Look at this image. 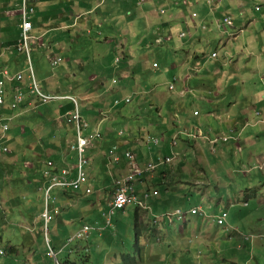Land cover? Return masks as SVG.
<instances>
[{"label":"rangeland","instance_id":"374dc122","mask_svg":"<svg viewBox=\"0 0 264 264\" xmlns=\"http://www.w3.org/2000/svg\"><path fill=\"white\" fill-rule=\"evenodd\" d=\"M190 1L180 0L178 2L184 6L185 2ZM194 1L206 2V0ZM0 2L7 3L8 0H0ZM69 2L71 3L69 5L71 11L79 10L76 1L69 0ZM140 2L141 0H135L134 5H130V10L133 17L143 16L140 19L146 26L148 23L150 26L139 31L138 28H141V25H138L134 33L141 34L140 32H142V34L148 35L151 25L162 21L164 18L158 13V10L163 8L169 11L170 3L166 0H146L145 4L144 2L140 4ZM241 4H244L245 8H239ZM217 5L219 8H230L231 13L227 14L231 15L234 21L238 23L244 22L243 28L246 29V33L239 37L238 34L234 38L235 29L231 27L221 28L216 39H211V44L205 48L204 53L199 55L200 58L206 57V60L203 61L205 73L196 74L195 70L194 72L191 71L189 74H191L193 81L188 82V89H195L202 83L211 85V99L217 98L215 92L223 89L224 93H222L221 98L228 99L225 101V105H227L232 102L231 100L245 97L244 82L249 79L255 83L257 91H261L260 82L264 77V50H261V57L256 53L252 55L250 49L243 48V51L237 54L229 50L242 45L248 36L252 37V40L257 39L259 41L258 39H260L264 46L263 27L254 23L248 28L246 24V21H249L248 18L258 17L264 9L260 13L255 12L256 3L254 0H217ZM113 7L119 8L120 14L128 11L127 5L121 0L116 5H112ZM143 7H151V9H155V12H143ZM13 8L19 11L21 0H18ZM203 10L204 8L200 12ZM61 11L63 15L59 17L60 21L63 20V17L66 18L65 13L67 12L65 9ZM242 11L246 13L241 15ZM58 12L60 11L56 10L53 14ZM107 12L111 13L103 10L99 12L109 21L104 23L105 25L100 31L101 34L99 31H93L91 36L82 35L80 39L77 37V43L74 46L73 40L76 39L75 36L73 37L74 30H53L49 36L43 39L49 45L61 43L60 48L55 46L54 49L47 50V45L42 46L37 39L30 50V60L36 75L35 78L40 89L46 93L52 92L56 83L67 82L71 86L73 85L75 87L74 92L77 94L76 97L79 98L82 106V116L84 114V116H88L91 107L90 104L85 105L87 102H82L83 97L81 95L89 93L92 86H100V80H102L111 97L116 91H121L122 97L127 95L132 97L131 103L120 107L115 113L112 112L113 118L117 117V112L119 116L128 118L126 121L124 120L125 122H121L123 120L119 119L118 116L117 125L114 126L116 129L131 125L130 128L134 129L132 130L133 133L139 135V127L150 124L152 126H145L144 129H148L153 136L161 137L154 127L157 125L156 123H159L157 120L161 118L163 121L166 119L170 122L174 121L172 114H176V111L182 108V106L180 108L178 106L180 101L177 99L176 93L183 87L181 78L185 75L181 77L180 74L183 72V68L176 60L177 68H175L168 53L163 56L160 55L163 47L156 49L155 46L153 52L146 51L147 55L141 57V64L146 62V65L145 69L137 76L140 87L134 86L137 81L135 75L130 79L120 78L118 70L114 68V61H112L113 53L110 49L113 47L111 44H107L104 39L112 37L121 28L114 24ZM38 14L41 20L46 22L47 15L41 8ZM126 27L132 28L131 25ZM111 28H114L113 32ZM38 29L48 32L49 27L43 23L39 25ZM15 33L17 37L20 36V31H15ZM209 35L210 38L213 37L211 32ZM121 36H125L123 32L119 34V37ZM219 39H221L222 44H219ZM206 44L204 41L202 48ZM94 51L97 53L104 51V54L96 56L92 53ZM213 51L219 52L218 60L211 59ZM57 54L60 56L56 57H62L64 62L53 68L48 56ZM11 59L8 63H16V54ZM17 62L21 70L24 71L23 83H26V78L29 75L27 56L18 53ZM154 63H159L160 67L154 68ZM213 66H215L214 69ZM126 69L127 67L124 68V70ZM208 72L210 73L206 74ZM175 78H177V82H174ZM113 80L118 81V84H113ZM171 84H174L176 88L173 92L169 90ZM86 87H88L87 91L84 89ZM27 91L25 88V99L18 105L16 111L10 112L5 108H0V117L5 119L14 117V120L9 124L11 130L4 135V142L9 147L11 154L0 156V250L6 253L5 256H0V264H54L53 258L47 255L50 247L59 253L58 257L62 264L66 263L65 260L70 251L73 252L74 259L78 252L88 251L91 257L90 264H133V261L134 264H207L208 249L204 246L205 244L198 247L200 242L195 240V246L199 250L187 253L184 247L172 244L171 240L167 243L165 237L160 236V234L166 236L171 229L180 232L184 224L187 231L189 230L191 233L198 232L199 225L207 224L208 226L201 227L200 233L205 235L209 233L213 235V239L218 240L220 238L221 246L230 248L228 252L218 257L215 263L262 264V254L264 253V171L260 172L255 169L248 177L240 171L237 172L238 168H242L241 156H220L219 152L213 154L211 152V136L204 137L205 139L201 138L197 142L198 146H196L194 141L199 138L197 136L198 131L187 133L188 139L193 141L187 145L188 150L184 156L182 155L170 164L168 172L154 173L155 177L162 178L165 185L166 180H169V185H167L169 195L163 193L166 187H157L163 192L159 197L151 198L146 202L149 213L143 209H138L136 205L130 206L124 214L121 212L112 215L111 220L114 226L102 234L98 227L107 224L108 204L113 191V185H108V182L113 183L117 176L122 178V176L129 175L130 169L128 162L125 163L124 151L119 153L123 160L119 164H115L107 155L106 143L101 148V140L96 141L84 154V158L89 161L88 165L84 166V170L95 193L93 191L92 194L83 197L82 190L79 191L78 195H75L71 191H65L64 188L56 187L52 190L49 199L51 209L49 215L52 221L49 226L44 228L41 215L46 209L47 189L43 184L42 173L46 169V161L52 160L59 169H66L67 165L62 163L59 156L68 155L70 152L67 162L70 166L77 168L79 157L77 153L71 152L68 144V142H72L69 138L70 133V137L75 139V134L71 132L72 124L60 112L63 111V107L67 103L71 107V101L64 99L39 104ZM141 91L151 92L145 95L147 98L139 100ZM201 97L204 96L196 92L181 98V101L187 103L185 114L190 118V121L185 125L186 127L191 128L198 119L203 118L208 112V107L202 103L205 100ZM170 104L174 105L170 106ZM85 106H87V110ZM218 106L224 114L226 111L234 110L229 105ZM158 108L162 110L161 116H159ZM177 117L179 119V116ZM111 121L112 119H104L101 122L100 128L105 135L103 141L107 142L108 139L110 144L118 143L120 149L125 148L124 137L108 130ZM138 123H141L140 126ZM96 124L97 122L91 120L92 126L90 125V128L95 127ZM171 125L174 126L173 123ZM20 127L25 128V134L18 135ZM198 128L201 130V134L207 135L202 132L200 127ZM109 133L111 134L106 136ZM2 136L0 129V137ZM183 141V139L179 140L180 143ZM137 145L140 146L139 149ZM229 145L233 146L232 143ZM129 148L132 149L133 153H139L141 150L143 154L158 157L164 146L163 144L160 147L152 146V149L148 151L144 150L146 149L144 143L139 141L134 142L133 146H129ZM177 149L179 150V148ZM123 163L126 164L127 169L122 175L120 172L124 167ZM175 169L180 173L174 171ZM219 169L224 173L226 181L219 182V192H217L215 190L217 180L212 176L210 177L208 173L209 171L213 173V170ZM202 172L207 173V176L202 175ZM74 177H76V172ZM153 183H157V181H153ZM135 187L137 196L141 198L144 185L136 182ZM235 199L240 200L239 202L247 200L250 207L247 209L236 207L231 211L230 218L233 220L234 227L243 235L251 236L253 242L251 240L243 241L239 236L234 240H229L230 232L215 224V218L221 215L224 210L229 212V206ZM194 206H202L207 215L203 220H199L197 227L195 223L198 218L189 214L186 216V223L174 220L172 224L169 223L164 227L165 230H162V233L148 234L150 229L162 226L161 224L153 225L155 216L161 217L160 221L169 222L171 220V215L168 216L169 212H174L177 209L189 212ZM241 210L244 211L243 215L240 214ZM193 218L194 220H192ZM85 220H90V222ZM84 221L93 225L94 230L87 237V240L80 241L75 236L84 226ZM136 224L140 233H137L135 229ZM245 244L247 247L244 249ZM238 245H241L240 249H237ZM199 252L201 255L197 259ZM125 254L129 255V258L124 261L123 255Z\"/></svg>","mask_w":264,"mask_h":264},{"label":"crops","instance_id":"0c3cea01","mask_svg":"<svg viewBox=\"0 0 264 264\" xmlns=\"http://www.w3.org/2000/svg\"><path fill=\"white\" fill-rule=\"evenodd\" d=\"M22 1V0H21ZM76 1V6L79 8L78 11L74 12L71 11L69 8V5L71 4L69 0H30L31 7L33 8L34 12L31 15L33 24H34V30L33 34L36 35L39 38V42L42 44V46H46V49H54L55 46L60 48L59 45H49L46 42L43 41L44 38L49 36L53 30L57 29H63L72 31L74 30L75 40L73 43V46L77 43V37L80 39V36H91L93 35V31H99V34H101V28L104 27V23H108V19L106 17H103L101 14H99L100 11H110L111 13L107 12L108 15H110V19L113 20L114 24L121 28L118 30L117 33L113 34L112 37H106L104 40L107 44H111L113 47L111 50V53H113V59L114 61V68L118 70V75L120 78L124 77L125 79H130L133 75L136 76V83L135 85H138L140 87V82L137 79V76L140 72H142L145 69L146 62L142 65L141 64V57L146 54V51L153 52V47L156 46V49H158L157 39L160 37H166L171 33L172 39L168 42H165L163 44V48L160 55L169 54L172 63L174 64V67L177 68L176 61L181 67L183 68V72H181V81L183 82V87L179 89V91L176 93L177 99L180 101L178 106L179 108L182 106L180 110L176 111V114H172V118L174 121H169L168 119L162 120L161 118L157 120L155 125V130L157 133H160L161 137L153 136L150 131L145 130V126H149L150 124L140 126L139 127V135H135L132 130L133 128H130V126H122L118 129H116V122L117 117L113 118L112 112H116L117 109L120 107H123L124 105H127L131 103L132 97L131 95H127L125 97H122L121 91H116L113 96L111 97L109 95V90L106 88V84L102 83L100 86H92V88L89 90V93H85L84 95H81L83 97L82 102L86 103L85 105H89L91 107V111L89 112L88 116H84V118L90 122L91 120H94L97 122L95 127H92L93 129L98 128L100 129V132L102 134L101 137V148L104 147V143L107 152L111 150V148H117L118 154L125 151V150H132L129 148V146H133L134 142L141 141L146 146V149L144 150H151L152 146L160 147L162 144L164 146V149L160 152V155L158 157L154 155H147L143 154L140 150L139 153H136L138 155V162L137 166H143L145 161L147 163L154 161L158 162L164 157H170L173 155L175 158L173 162L181 157L184 156L186 150H188V144H190L191 141L188 139L187 136L188 132L191 131H199L201 130L198 128L200 127L202 129V132L207 134L203 135L204 137L211 136V152L217 153L219 152L220 156H234V155H240L242 163V168H238L237 172H241L244 176L248 177L253 170L250 169L254 166L255 163L258 161H264V121L261 118H256L255 111H260L262 114H264V77L263 80L260 82L261 91L258 92L256 89V85L254 82H251V80H247L244 82L245 84V97L241 99H234L231 100L229 105L230 107H233L234 110L232 111H226L225 114L222 113V111L219 109L218 105H225V101H228V99L221 98L222 93H224L223 89L218 90L215 92L217 98L211 99V85H206L202 83L201 86L195 88V89H188V82L193 81L191 79V74H189L191 71L195 73H205V69L203 66V61L206 60V57L200 58L199 55L201 53L205 52V48H208V46L211 44V39L215 40L217 37V33L219 31V27L217 25L218 21L220 19H223L225 16L229 15L227 13H231L230 8H219V6L216 5H209L207 0L204 3H200L199 1L191 0L190 2H185L184 6L180 5L178 1L180 0H166L169 1V11L167 9H159L158 13H160L164 18L162 21L158 23H153L151 25V30L149 31V34H137L134 33V30H137L136 27L138 25H141V28H138L139 31H142L143 29L149 28L150 24L148 23L147 26L144 24V22L140 19L143 18V16H137L133 17V13L130 10V5H134L135 0H121L125 5H127L128 11L124 14H120L119 8L113 7L112 5H116L119 0H72ZM10 2V3H8ZM7 3H1L0 2V37L1 42L4 46L9 45L13 42H15L18 37L15 33V31H20V17H19V11L16 8H13L15 4H17L18 0H8ZM146 3V0H141L140 4ZM192 3V4H191ZM256 3V2H255ZM13 9H10V8ZM213 7V8H212ZM42 9L46 15L47 20L46 22L42 21L38 12L39 9ZM200 8L203 9V12H200L198 10ZM239 8H245L244 4L239 5ZM62 9H65L67 12L66 18L63 17V20H59V17L63 15ZM213 9V10H212ZM264 9L261 8V11ZM56 10H59L60 12L53 14ZM161 10H166V14H162ZM255 10V9H254ZM143 12L148 11H154L155 9H151V7H143ZM192 11L197 12L199 14L198 17L192 16ZM261 11H255V12H261ZM68 13H70V16H68ZM246 12L242 11L241 15H244ZM249 21H246L247 27H251L252 24L258 23V25L262 26L264 29V10L261 12V14L258 17L248 18ZM58 20V21H57ZM46 23L49 27L48 32L44 30H40L39 25ZM234 28L235 32H239V35H242L243 33H246V29L243 28L244 22L238 23L237 21H234ZM127 25H131L132 28H127ZM211 26V28H210ZM116 27V28H117ZM124 27V28H123ZM145 27V28H144ZM204 27V28H203ZM117 28V29H118ZM210 28V29H209ZM112 32L114 31V28H111ZM123 32L125 36L119 37V34ZM209 32H211V35H209ZM234 32V33H235ZM264 32V31H263ZM182 33H185L183 37L180 35ZM98 35V34H97ZM252 37L248 36L247 40L243 42L242 45H238L235 49L229 50L230 52H235L237 54L240 51H243V48L250 49L252 55L255 53L259 55V57L262 56L261 50H264L263 42L257 41V39L252 40ZM41 40V41H40ZM205 41L206 46H203L202 44ZM45 44V45H44ZM219 44L221 43V39H219ZM115 45V46H114ZM73 46H70V48H73ZM137 49H135V47ZM263 46V47H262ZM228 48V47H227ZM258 49V50H257ZM129 50V52H128ZM228 50V49H227ZM143 51V52H142ZM255 51V52H254ZM147 52V53H148ZM217 52V51H213ZM212 52V53H213ZM96 56H100L104 54V51L102 53L92 52ZM211 53V55H212ZM217 58L211 59H219V52ZM9 56L6 55L5 58L0 62V65H5L7 61L9 60ZM55 56H60V54H57ZM210 59V62H211ZM176 60V61H175ZM64 62V60H63ZM12 64V63H11ZM155 64V63H154ZM153 64V67H154ZM13 65V64H12ZM125 66V67H124ZM124 70V68H126ZM160 67L159 63H157V69ZM155 68V67H154ZM215 66H213V69ZM137 70V71H136ZM210 72L206 73L209 74ZM94 77V76H92ZM101 78V77H100ZM186 79V80H185ZM191 79V80H190ZM133 80V79H132ZM174 82H177V78L174 79ZM113 84H118V81L113 80ZM198 86V83H196ZM88 89V87L84 88ZM175 86L173 89H170V91H175ZM75 87L73 85L71 86L69 83H56V85L52 88V92L58 94V95H70L73 97V99L76 100L77 104H80L79 98H77V94H75ZM151 91H141L139 94L140 98L139 100H143L147 97L148 93ZM198 93L202 94L204 97H201L203 100L202 103L208 107V112L205 114V116L201 119H198L196 124H194L191 128L186 127V123L190 121V118L186 116L185 110L187 107V103L185 104L184 101H181V98H184L185 96L189 95L190 93ZM94 95V97H93ZM96 95V98H95ZM127 99H130L129 102H126ZM143 102V101H142ZM71 107L69 106V103H67L63 107V111H60L62 113H68L71 110L74 109V105L71 104ZM100 105V106H99ZM174 104H170L172 106ZM211 106V109H210ZM184 107V108H183ZM87 110V106H85ZM178 108V109H179ZM100 109H103L100 113ZM82 110V106H81ZM59 112V113H60ZM107 112L109 119H112V123L110 126H108V130L112 132H116L118 136L124 137L125 148L120 149L118 143L116 144H110V142L103 141V131L100 128L101 122L103 121L101 119V113ZM159 116L162 115L161 108H158ZM179 113V114H178ZM179 116V119L178 117ZM99 119V121H98ZM119 119L123 120L121 122H125L128 118L124 116H119ZM125 120V121H124ZM211 122V123H210ZM120 123V122H119ZM171 123L174 124V126L171 125ZM211 125V126H210ZM92 126V125H91ZM152 126V125H150ZM134 127V126H133ZM127 128V129H126ZM130 128V130H129ZM111 133L107 134L106 136L110 135ZM114 134V133H113ZM155 138L159 139L160 145H154V144H147L148 138ZM223 137H231L233 146H230L229 143H225L222 141ZM183 139V143H180L179 140ZM201 139L199 137L198 139H195V144L197 145V142ZM165 140V142H164ZM216 140V144L212 145V142ZM176 141V143H175ZM175 143V144H174ZM138 149L140 148L139 145H137ZM179 148V150L177 149ZM124 149V150H123ZM125 160V159H124ZM172 162V163H173ZM126 163V160H125ZM123 163L124 167L122 171L120 172L122 175L125 173L124 170L127 169L126 164ZM129 165V164H128ZM131 170V167L128 166ZM211 168V166H210ZM170 169V165L163 166L160 169H158V174L160 173H166ZM174 171L179 172L177 169ZM218 171V172H217ZM264 171V170H263ZM206 172V171H205ZM202 172L201 174L206 175L207 173ZM262 172V171H261ZM180 173V172H179ZM264 174V173H263ZM208 175L213 177L217 180V185L215 187V190L219 192V182L226 181L224 173L219 170H213V173L209 171ZM159 177V176H158ZM151 181L150 175H145L143 178L146 180L144 181L143 185L145 189H149V186H151V183L153 181L160 182V187H166L169 185V180H166L167 183L165 185L162 178H158ZM118 178V176L116 177ZM209 185V183H207ZM247 201V200H245ZM219 202V201H218ZM248 202V201H247ZM236 207H239V205L231 204L229 207V218H228V225L231 227V231H227V227H224L223 229L227 232H230L229 240H234L238 236L243 240V234L235 228L233 220L230 218L231 211L235 209ZM250 207V204L248 203V206L241 207L242 209H247ZM244 211L241 210V215H243ZM235 220V218H233ZM194 220V218L192 219ZM199 220L195 223V226L197 227L199 225ZM172 222H163L161 223L160 228H154L150 229L148 234H153L155 232L162 233V230H165L164 227L167 226ZM208 226L207 224H205ZM205 225H199L200 229L198 232L187 231L186 225L183 226L182 230L180 232L171 231L165 236L160 234V236H164L165 241L169 243V240H171L172 244H178L181 247H184L187 253H192L194 250L198 251L199 249L197 246H195V240H198L200 243L199 245H203L208 249V254L206 258L207 264H218L215 263L216 259L223 255L225 252H228L230 250L229 247L221 246L220 238L213 239V235L211 234H201L200 230L201 227ZM262 233V232H261ZM194 235V236H193ZM248 236V235H245ZM253 238L249 239L248 241H252ZM253 242V241H252ZM248 243V242H247ZM247 247V244H245L244 249ZM241 245H238L237 249H240ZM234 249V248H233ZM242 251V250H240ZM262 264H264V253L262 254ZM223 258V257H222Z\"/></svg>","mask_w":264,"mask_h":264},{"label":"built area","instance_id":"2783aa9c","mask_svg":"<svg viewBox=\"0 0 264 264\" xmlns=\"http://www.w3.org/2000/svg\"><path fill=\"white\" fill-rule=\"evenodd\" d=\"M256 2V7L255 11H261V8L263 7L264 0H254ZM209 5H216L217 0H208L207 1ZM213 8V7H212ZM213 10V9H212ZM162 13H165L164 10H161ZM34 10L31 7L30 0H22V6H21V15H22V43L19 45L18 44V49L22 50L25 49V51L28 52V44L30 41V36L29 33L32 30V22H31V15L33 14ZM194 17H198L197 13L193 14ZM234 19L231 15L225 16L223 19H220L217 23L218 27L221 29L223 27H231L234 28ZM204 28V27H203ZM219 29V30H220ZM239 32H235L233 34V37L236 38ZM185 33H182L180 36L183 37ZM167 40H171V36L167 35L166 37H160L157 39V44L158 47L163 46L164 42ZM212 58H217L218 53L213 52L212 53ZM62 61V58H52L51 59V64L52 66L58 65ZM154 66H157V64H154ZM30 70V77L28 78V89L30 91V94H32L35 98L40 103H47L49 101H54V100H61V99H68L71 100L72 102H75L76 104V110L72 113L71 117L69 118L70 122L75 123L76 129L75 131L77 132V138L76 142L72 144L71 150L76 151L79 155V163L77 166V177L76 179L69 180L67 177L70 174V171H72V167H70L68 170H63L62 171V176H59L57 173L54 172H46L45 176L46 177H52V182H55L56 186H63V187H72L73 189H80L84 186L86 194L92 193V188L88 185V177L87 173L84 170V166L88 164V160L84 158V154L86 153L87 149L92 146L95 140H100L102 137V134L100 132L99 128H96L95 130L92 131V133L89 136H84L81 131V127L88 128L89 125L87 123H84L83 126H81V115L79 112V109L77 107V102L73 97L70 96H65V97H59V96H52V95H47L43 94L40 91L39 85L37 84L35 78H34V73L32 66L29 67ZM3 76L0 78V107L5 104V100L8 97V92L6 90V85L10 83H21L23 80V72H18L16 75H13L11 71L5 70L2 73ZM174 88V84L170 85V89ZM13 99V104L12 108L16 109V107L21 104V102L24 99L23 93L20 89V87L16 86L15 89L13 90V93L11 95ZM130 99H127L129 101ZM257 117H261L264 121V114H262L260 111H257L255 113ZM6 129V128H5ZM198 137L203 138L201 132L198 131L197 134ZM195 137V136H194ZM223 142L228 143L229 138L224 137ZM160 140L155 139V138H148L147 139V144H154V145H160ZM176 143V142H175ZM174 143V144H175ZM216 144V140L212 142V145ZM1 152H7V150H4L0 146V153ZM126 159L128 160V164L131 167L130 174L126 176H122V178L116 179L114 185H115V192H114V197L113 200L110 204V211H109V216H112L114 213L118 211H125V209L131 205V204H138L139 206H143L144 202L150 199L153 196H158L159 192L157 190H154L152 192L145 193L143 199H139L135 193H134V181L137 176L141 174L140 167L137 166V161L136 157L134 154L131 153V151H126ZM118 159V158H117ZM115 158V160H117ZM173 160V157H167L164 162H171ZM118 161V160H117ZM48 166H52V162H48ZM149 168V169H148ZM150 168H154V165L152 162L147 164L146 169L150 170ZM48 195V194H47ZM201 207H196L194 208L191 213L193 215L199 214L201 212ZM171 215L172 217H176L179 220L184 219V215L180 211H175L174 213L168 214V216ZM170 216V217H171ZM44 219L46 223H49L52 218L49 215V211L46 210L44 214ZM227 213H223L221 216L218 217L217 221L219 225H225L227 222ZM246 239H249V236H246ZM0 255H4L3 252H0ZM49 257L53 258L55 262H57V255L50 250V253L48 254Z\"/></svg>","mask_w":264,"mask_h":264},{"label":"clouds","instance_id":"9594fccd","mask_svg":"<svg viewBox=\"0 0 264 264\" xmlns=\"http://www.w3.org/2000/svg\"><path fill=\"white\" fill-rule=\"evenodd\" d=\"M21 6H22V1H21ZM165 11V13H162V14H166V10H164ZM194 13H197V12H193L192 11V16H193V14ZM198 14V13H197ZM19 17H20V22H19V26H20V36L18 37V39L15 41V42H13V43H11V44H9V45H6V46H4V44L3 43H0V62L5 58V56L6 55H11V56H9L8 58H9V60L7 61V63L5 64V65H0V73H2L3 71H5V70H10L11 71V73L13 74V75H16V73H18V72H23V77H24V71H22L21 70V67H20V65L18 64V62H17V57H18V53H22V54H25L26 56H27V59H28V65H29V67L30 66H32V61L30 60V50L32 49V47H33V44L35 43V41H37V39H39L38 37H35L34 35H33V30H34V24H33V21H32V18L30 19L31 20V22H32V30L30 31V33H29V36H30V41H29V44H28V52L27 51H25V49H22V50H19L18 49V44L20 45L21 43H22V15H21V8L19 9ZM198 16H199V14H198ZM194 17V16H193ZM196 18V17H195ZM170 36H171V33L169 34ZM171 39H172V37H171ZM168 41H170V40H167V41H165V42H168ZM164 42V43H165ZM161 47H163V46H161ZM16 54V63H14V62H11V63H8L9 61H11L12 59L11 58H13V56ZM56 56H53V55H50V56H48V60L50 61V63H51V59L52 58H55ZM56 58H58V57H56ZM60 58H62V57H60ZM63 63V58H62V61L58 64V65H56V66H52L53 68L54 67H57V66H59L60 64H62ZM155 64H157V63H155ZM52 65V64H51ZM15 67H17V70H16V72H13V69L15 68ZM29 67H28V72H29V75H28V77L26 78V83H23V81H24V79H25V77L23 78V80H22V82L21 83H16V81H14V83H10V84H7L6 85V90H7V92H8V97L6 98V100H5V104L3 105V106H1L0 108H5V109H7L8 111H10V112H14V111H16L17 110V108H18V106L16 107V109H13L12 108V102H13V99H12V97H11V95H12V93H13V90L15 89V87L16 86H18V87H20V89H21V91H22V93H23V96H24V99H25V95L26 94H24V90H25V88H27V93H29L30 94V91H29V89H28V78L30 77V70H29ZM155 68H157V66H154ZM32 69H33V66H32ZM33 73H34V69H33ZM3 75L2 74H0V78L2 77ZM35 73H34V78H35ZM35 80H36V78H35ZM36 82H37V80H36ZM37 84H38V82H37ZM39 85V84H38ZM39 88H40V86H39ZM40 91L43 93V94H47V95H52V96H59V97H65V96H70V95H58V94H56V93H54V92H43L41 89H40ZM30 96L37 102V103H39V104H45V103H40L38 100H37V98H35L32 94H30ZM71 97V96H70ZM23 99V100H24ZM61 100H64V99H61ZM68 100V99H67ZM69 101H71V100H69ZM130 101V100H129ZM129 101H127L126 100V102H129ZM48 103V102H47ZM71 104H73L74 105V109L73 110H71L70 112H68V113H63V115L67 118V120H68V122L70 123V124H72V131L71 132H73V134H75V139H72L71 137H70V134H69V138L71 139V141L72 142H68V144L70 145V150H71V146H72V144L73 143H75L76 142V138H77V132L75 131V129H76V125H74L75 123H73V122H70L69 121V118L71 117V115H73L72 113L76 110V104H75V102H72L71 101ZM77 107H78V109H79V112H80V115H81V126H83V124L84 123H87L88 125H89V127L88 128H85V127H81L82 128V131H81V133L84 135V136H89L91 133H92V131L93 130H95V129H93V128H90V123L85 119V118H83V116H82V114H81V112H82V110H81V106L79 105V103L77 104ZM257 111H255V113H256ZM256 116V115H255ZM257 118H261V117H257ZM101 119L102 120H104V119H109V116H108V113L107 112H102L101 113ZM262 119V118H261ZM14 120V117H12V118H8V119H5V118H2V117H0V129H1V131H2V134H3V136L2 137H0V146H1V148L2 149H4V150H7V152H1L0 153V156H2V155H4V154H11V151L9 150V147L7 146V144L4 142V140H5V138H4V135L5 134H7L11 129H10V126H9V124L12 122ZM263 120V119H262ZM6 128V129H5ZM98 128H99V126H98ZM25 128H19V130H18V135H23V134H25ZM55 136V135H54ZM53 136V137H54ZM224 138V137H223ZM223 138H222V140H223ZM229 138V142L228 143H230V141H232V139H231V137H228ZM100 140H101V138H100ZM96 141H98V140H95L94 141V143L92 144V146L95 144V142ZM176 142V141H175ZM91 146V147H92ZM126 151H131V153L132 154H134L135 155V157H136V161L138 162V155H136L135 153H133V151L132 150H125L124 151V159L128 162V160L126 159V156H125V154H126ZM71 152H75V153H77L76 151H72L71 150ZM87 152V151H86ZM78 154V153H77ZM69 155H70V152H69V154L68 155H65V156H59L60 157V160L62 161V163H65L66 165H67V168L66 169H59L58 167H56L55 165H54V162L52 161V160H48V161H46V164H45V167H46V169L43 171V173H42V180L44 181V186H46V209H45V211L42 213V215H41V219L44 221V228H46L47 226H49V224L51 223V221L49 222V223H46V221H45V219H44V214H45V212H46V210H48L49 211V213H50V211H51V209H50V206H49V199H50V194H51V192H52V190H54V189H56V187H60V188H64L65 189V191H67V192H72V193H74L75 195H78V193H79V191H81L82 192V196L83 197H85V196H88V195H90V194H92V193H90V194H86V191H85V188L84 187H86V186H84V187H82V188H80V189H73L72 187H63V186H56L55 185V182L53 181L52 182V177L50 178V177H46L45 176V173L46 172H49V171H51V172H54V173H57L59 176H62V171L63 170H68L70 167H72L73 169H72V171H70V174L68 175V179L69 180H72V179H76V177H77V168H75L74 166H70L69 165V163L67 162V159H68V157H69ZM107 155H109L110 156V158L115 162V164H119L122 160H123V157H121L119 154H118V151H117V148L115 147V148H111V150L109 151V152H107ZM78 157H79V155H78ZM170 157H173V155L172 156H170ZM115 158L118 160H115ZM167 157H164V158H162L160 161H158V162H154V161H151L152 163H153V165H154V168H150V170H147L146 169V167H147V161H145V163L143 164V166H140V170L142 171L141 172V174L139 175V176H137L136 178H135V181H134V189L136 190V187H135V183L137 182V183H139V184H144L143 182L144 181H146L143 177L145 176V175H150L151 176V181L153 180V179H156V177H155V175H154V173L156 172L157 173V170L160 168V167H163V166H168V165H170L172 162H173V160L175 159L174 157H173V160L171 161V162H164L165 161V159H166ZM48 162H52V166H48ZM88 163H89V161H88ZM150 163V162H149ZM88 165V164H87ZM149 169V168H148ZM250 169H257L258 171H263L264 170V161H258L257 163H255L254 164V166L253 167H251ZM76 172V177H74V173ZM87 177H88V175H87ZM119 178V177H118ZM118 178H116V179H118ZM116 179H115V181H116ZM115 181L112 183V184H114L115 183ZM88 185L92 188V192L94 191V193H95V190H94V188L92 187V185L89 183V179H88ZM0 187H1V183H0ZM157 187H160V186H149V189H145L144 188V190H143V193H142V196H141V198H139L138 196H137V194H136V192H135V190H134V193H135V195L139 198V199H143L144 198V195H145V193H148V192H152V191H154V190H157L158 192H159V195L158 196H153V197H151V198H154V197H159L161 194H162V192H163V190H160L159 188H157ZM83 188H84V190H83ZM114 192H115V185H113V191H112V196H111V200H110V203L108 204V207H109V211H110V204H111V202H112V200H113V197H114ZM165 195H169V190H167V189H165L164 190V192H163ZM48 194V195H47ZM150 198V199H151ZM150 199H148L147 201H149ZM147 201H145L144 202V204H143V206H139L138 204H131V205H129L128 207H130V206H133V205H136L137 207H138V209H143V210H145V211H147L148 213H149V211H148V208H147V206H146V202ZM240 200H234L233 201V203L232 204H234V205H239V207H246V206H248V202L247 201H245L244 200V202H239ZM127 207V208H128ZM196 207H201L202 209H201V212L199 213V214H196V215H193L192 213H191V211L194 209V208H196ZM230 207V206H229ZM126 208V209H127ZM126 209H125V211H123L122 213L124 214L125 212H126ZM175 211H180L183 215H184V219L183 220H179V219H177L176 217H172L171 216V220H170V222H173L174 220H179V221H183V223L185 222H187V218H186V216L187 215H192V216H195V217H197L198 219H204V218H206L207 217V215H206V212H205V210H204V208L202 207V206H194V207H191V209H190V211L189 212H185L184 210H182V209H177V210H175ZM174 211V212H175ZM174 212H169V213H174ZM116 213H121V211H118V212H116ZM223 213H227L228 214V217H227V222H226V224L225 225H219L218 224V221H217V219H218V217L219 216H221ZM115 214V213H114ZM113 214V215H114ZM221 215H219V216H217L216 218H215V224L218 226V227H220V228H224V227H227V231H231V227L228 225V218H229V212H227L226 210H224L222 213H221ZM111 217L112 216H109V212H108V215H107V224H105L104 226H100V227H98V230L101 232V234L104 232V231H106L108 228H110V227H112V226H114L113 225V223H112V220H111ZM161 217H159V216H155L154 217V219H153V225L155 226V225H159V224H161V222L162 221H160L159 219H160ZM85 221H88V222H90V220H85ZM84 221V226L81 228V230L76 234V236H75V238L76 239H79L80 241H83V240H87V237L90 235V233L94 230V226L93 225H89V224H87L86 222ZM184 226H185V224H184ZM249 236V235H248ZM243 238H244V240L245 241H248L249 239H251L252 237L251 236H249V239H246V236L244 235L243 236ZM50 250H52L56 255H57V262H55V260H54V264H62V262H61V260L59 259V257H58V255H59V253H57V252H55L53 249H51V247L49 248V253H50ZM0 252H3L4 253V255H0V256H5L6 255V253H5V251H3V250H0ZM48 253V254H49ZM47 254V255H48ZM200 255H201V253L199 252V255L197 256V259L198 258H200ZM49 257V256H48ZM201 264V263H200Z\"/></svg>","mask_w":264,"mask_h":264},{"label":"trees","instance_id":"16d2710c","mask_svg":"<svg viewBox=\"0 0 264 264\" xmlns=\"http://www.w3.org/2000/svg\"><path fill=\"white\" fill-rule=\"evenodd\" d=\"M16 70H17V67H15L14 69H13V72H16ZM100 106V105H99ZM103 109H100V111H99V113L102 111ZM101 117V116H100ZM108 185H114V184H112V183H110V182H108ZM160 185V182H157V183H151V186H159ZM43 221V220H42ZM42 224H43V226H44V221L42 222ZM135 229H136V231H137V233H140V229H139V227H138V225L136 224V226H135ZM148 232V231H147ZM73 252H69V255L66 257L67 259L65 260L66 261V263L64 262V264H90L91 263V257H90V255L88 254V251H84L83 253H81V252H78L77 254H76V258L74 259V257H73V254H72ZM126 258H129V255H127V254H125V255H123V260L125 261V259ZM133 264H134V261H133Z\"/></svg>","mask_w":264,"mask_h":264}]
</instances>
